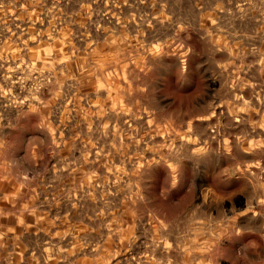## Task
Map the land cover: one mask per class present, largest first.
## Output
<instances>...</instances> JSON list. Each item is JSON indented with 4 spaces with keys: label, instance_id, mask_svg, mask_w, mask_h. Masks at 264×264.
I'll return each instance as SVG.
<instances>
[{
    "label": "rangeland",
    "instance_id": "374dc122",
    "mask_svg": "<svg viewBox=\"0 0 264 264\" xmlns=\"http://www.w3.org/2000/svg\"><path fill=\"white\" fill-rule=\"evenodd\" d=\"M0 264H264V0H0Z\"/></svg>",
    "mask_w": 264,
    "mask_h": 264
}]
</instances>
